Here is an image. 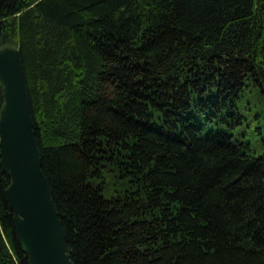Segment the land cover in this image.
I'll use <instances>...</instances> for the list:
<instances>
[{
  "label": "trees",
  "instance_id": "1",
  "mask_svg": "<svg viewBox=\"0 0 264 264\" xmlns=\"http://www.w3.org/2000/svg\"><path fill=\"white\" fill-rule=\"evenodd\" d=\"M3 44L76 264H264V0H0Z\"/></svg>",
  "mask_w": 264,
  "mask_h": 264
},
{
  "label": "water",
  "instance_id": "2",
  "mask_svg": "<svg viewBox=\"0 0 264 264\" xmlns=\"http://www.w3.org/2000/svg\"><path fill=\"white\" fill-rule=\"evenodd\" d=\"M0 165L18 244L28 264H76L43 173L20 50L0 46Z\"/></svg>",
  "mask_w": 264,
  "mask_h": 264
},
{
  "label": "bare ground",
  "instance_id": "3",
  "mask_svg": "<svg viewBox=\"0 0 264 264\" xmlns=\"http://www.w3.org/2000/svg\"><path fill=\"white\" fill-rule=\"evenodd\" d=\"M16 46V45H15Z\"/></svg>",
  "mask_w": 264,
  "mask_h": 264
}]
</instances>
